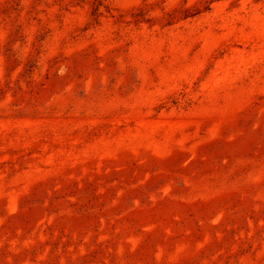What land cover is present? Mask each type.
Returning a JSON list of instances; mask_svg holds the SVG:
<instances>
[{"label":"rangeland","instance_id":"rangeland-1","mask_svg":"<svg viewBox=\"0 0 264 264\" xmlns=\"http://www.w3.org/2000/svg\"><path fill=\"white\" fill-rule=\"evenodd\" d=\"M0 264H264V0H0Z\"/></svg>","mask_w":264,"mask_h":264}]
</instances>
